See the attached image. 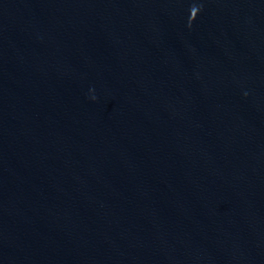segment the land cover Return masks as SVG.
<instances>
[{
	"label": "water",
	"instance_id": "1",
	"mask_svg": "<svg viewBox=\"0 0 264 264\" xmlns=\"http://www.w3.org/2000/svg\"><path fill=\"white\" fill-rule=\"evenodd\" d=\"M0 264H264V0H0Z\"/></svg>",
	"mask_w": 264,
	"mask_h": 264
}]
</instances>
